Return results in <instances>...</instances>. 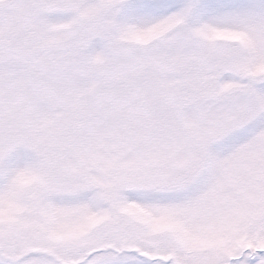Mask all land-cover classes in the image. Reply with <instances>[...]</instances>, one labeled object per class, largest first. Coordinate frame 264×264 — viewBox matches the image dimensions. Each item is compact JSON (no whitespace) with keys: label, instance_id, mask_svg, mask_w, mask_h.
<instances>
[{"label":"snow or ice","instance_id":"1","mask_svg":"<svg viewBox=\"0 0 264 264\" xmlns=\"http://www.w3.org/2000/svg\"><path fill=\"white\" fill-rule=\"evenodd\" d=\"M0 264H264V0H0Z\"/></svg>","mask_w":264,"mask_h":264}]
</instances>
